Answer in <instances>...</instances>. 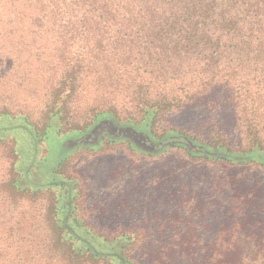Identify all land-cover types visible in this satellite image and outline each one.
<instances>
[{
    "label": "trees",
    "instance_id": "obj_1",
    "mask_svg": "<svg viewBox=\"0 0 264 264\" xmlns=\"http://www.w3.org/2000/svg\"><path fill=\"white\" fill-rule=\"evenodd\" d=\"M13 2L14 34L61 42L39 122L56 117L88 133L82 141L107 132L153 155L175 148L192 172L160 193L171 227L104 230L62 217L48 190L21 189L10 169L0 264H264V0ZM147 110L158 143L133 129ZM206 110L202 122L164 125L166 114ZM15 200L35 212L8 214Z\"/></svg>",
    "mask_w": 264,
    "mask_h": 264
},
{
    "label": "rangeland",
    "instance_id": "obj_2",
    "mask_svg": "<svg viewBox=\"0 0 264 264\" xmlns=\"http://www.w3.org/2000/svg\"><path fill=\"white\" fill-rule=\"evenodd\" d=\"M13 3L0 0V183L8 179L12 169L10 177L18 187L32 192L48 190L56 213L62 217L75 215L86 221V228L112 230L119 225L148 230L163 224L171 227V223L161 224L165 216L171 215V198L160 193L170 189L171 181L192 172L188 162H184L185 155L175 148L161 154L146 153L133 143L128 146V139L111 138L107 132L86 142L82 140L88 133L70 131L76 126L69 124L61 128L56 117L48 124L39 122L45 113H41V102L54 78L62 74L49 63L59 59L57 49L61 42L14 34ZM81 43L84 41L76 40L75 46ZM199 112L181 117L166 114L164 125L180 120L196 124L211 114L209 110ZM154 113L147 110L142 119L135 116L133 129L152 137L149 134ZM172 135L168 132L165 137ZM253 160L263 162L258 155ZM8 209L10 215L36 210L17 200Z\"/></svg>",
    "mask_w": 264,
    "mask_h": 264
}]
</instances>
